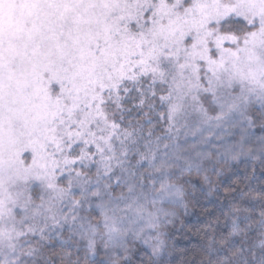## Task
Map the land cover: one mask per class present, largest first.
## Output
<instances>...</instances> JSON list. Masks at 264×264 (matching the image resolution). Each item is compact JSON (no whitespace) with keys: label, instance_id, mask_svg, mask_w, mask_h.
Instances as JSON below:
<instances>
[{"label":"snow or ice","instance_id":"snow-or-ice-1","mask_svg":"<svg viewBox=\"0 0 264 264\" xmlns=\"http://www.w3.org/2000/svg\"><path fill=\"white\" fill-rule=\"evenodd\" d=\"M153 114L167 123L157 143L189 117L264 132V0H0V264H53L40 241L65 224L86 242L83 264H137V239L158 264L163 241L132 227L126 210L142 218L141 200L160 205L148 213L159 232L174 215L163 205L187 193L174 163L151 151ZM200 167L183 161L181 171ZM248 199L258 219L254 204H233L197 264H264V192Z\"/></svg>","mask_w":264,"mask_h":264},{"label":"trees","instance_id":"trees-1","mask_svg":"<svg viewBox=\"0 0 264 264\" xmlns=\"http://www.w3.org/2000/svg\"><path fill=\"white\" fill-rule=\"evenodd\" d=\"M157 111L163 112L164 108L159 106ZM153 117V123L156 124L155 114ZM147 127L145 125V136L147 135ZM163 129H167V123L160 120L159 124H156L155 134L148 138L151 141V151L156 154L158 161L165 160L168 163H174L175 166L170 169L172 172L171 179L183 185L187 193L186 198L183 203L173 202L163 205L165 211L174 213V215L167 217L171 223H163L159 232L148 227L149 221L146 220V217L149 218V210L154 208L151 213L155 215L157 208L161 207L160 205L147 206V201L141 200L144 216L142 218L137 217L134 210H126V220H137L138 223L132 227L143 228L148 237L159 235L163 241V251L156 258L158 264H197L201 258L200 252L207 234L212 228L217 227V219L223 226L225 218L222 213H227L233 204H237L241 208L254 204L258 219L259 204L250 201L248 196L264 192V162L257 158L260 156L258 138L264 132L257 126L246 133H242L240 128H232L228 125L216 127L215 125L201 124L194 117H189L187 122L180 121L176 124V130L169 133V138L161 139L157 143L155 137L161 135ZM165 144L168 145L167 148L164 147ZM138 149L141 152H147V140L141 141ZM177 157L181 158L180 162H176ZM196 160H199L201 166L199 173L195 170L191 173L181 171L183 161ZM144 167L149 173H152L151 167L147 164ZM92 171H95L94 167ZM205 176L208 177V180H205ZM152 178L159 180L161 178L160 173H153ZM163 178L169 179L168 176ZM209 181L214 188L219 186L216 191H209ZM229 185L235 191L225 193L224 189L228 188ZM121 191L127 193L126 188L114 189L116 195H119ZM245 193L248 196H245ZM124 205L125 202L122 201L119 207L123 209ZM95 212L99 215L98 209ZM120 215H125V213H120ZM243 215L241 213V216ZM160 216L161 221H164L162 213ZM65 226L67 228V224ZM253 227L258 233V226L253 225ZM222 230L227 231L228 229ZM77 239L75 237L73 246L70 244L69 248H65L67 252H71V256L66 260H64L63 254L60 257L56 255L59 254L58 249L51 251L50 257L53 264H68L69 260L75 261L77 258L83 264L85 249L82 246H85L86 242L79 238L82 246L78 247L80 245L77 244ZM235 239L239 241L240 238L236 237ZM258 239V235L252 236L253 242L258 241ZM43 245L45 248V244ZM74 248L78 251L74 252ZM133 250L137 264H141V262L147 264L148 257L152 255L150 245L137 239L134 241ZM97 259H104L102 251Z\"/></svg>","mask_w":264,"mask_h":264},{"label":"rangeland","instance_id":"rangeland-1","mask_svg":"<svg viewBox=\"0 0 264 264\" xmlns=\"http://www.w3.org/2000/svg\"><path fill=\"white\" fill-rule=\"evenodd\" d=\"M226 47L229 45H225ZM214 113L210 112V115H213ZM22 158L25 160L26 163H31V158H30V152H26ZM167 204V203H165ZM147 206H151L147 203ZM153 207V206H151ZM155 209V208H154ZM154 209L149 210V212H152ZM67 211V210H65ZM92 217L93 219H98L99 215L94 211L92 213ZM146 220L149 221V218L146 217ZM46 235L48 236V239L40 241V244L43 246L42 248V255L44 256L45 259L47 258H51V251H54V249H58L59 254H56V252H53V254H56L58 257H60L62 254L64 255V260H66L69 256L65 255V253H71V252H67L65 248H69L70 244H74L75 242V237H77L78 241L77 244H79L81 247L82 245L80 244V240H79V236L75 235L74 233L70 232L68 229V226L66 228V226H64L62 229L61 228H53L50 232L48 230H46ZM39 238V234L31 237V241L33 243V246H37L36 245V241H38ZM45 244V248L44 245ZM73 246V245H72ZM71 246V247H72ZM83 249H85V246H82ZM74 252H77L78 249L76 250L74 248L73 250Z\"/></svg>","mask_w":264,"mask_h":264}]
</instances>
